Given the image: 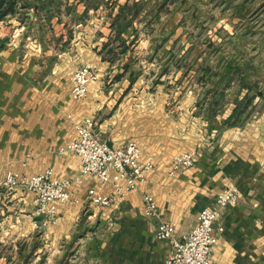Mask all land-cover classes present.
Masks as SVG:
<instances>
[{
	"label": "crops",
	"instance_id": "obj_1",
	"mask_svg": "<svg viewBox=\"0 0 264 264\" xmlns=\"http://www.w3.org/2000/svg\"><path fill=\"white\" fill-rule=\"evenodd\" d=\"M61 9L44 15L40 51L24 50L0 20V164L27 177L53 170L80 203L59 206L58 223L43 229L35 196L1 183L0 264H166L172 246L145 216L144 194L182 239L233 187L239 203L216 223L213 261L264 264V27L241 15L235 36L188 34L174 0H67ZM228 38L250 42V54L229 59ZM87 65L99 81L74 100L73 75ZM88 118L110 148L138 142L155 163L147 182L120 196L112 182L82 176L78 155L58 152ZM187 152L194 166L171 176ZM90 190L117 201L104 208Z\"/></svg>",
	"mask_w": 264,
	"mask_h": 264
},
{
	"label": "built area",
	"instance_id": "obj_2",
	"mask_svg": "<svg viewBox=\"0 0 264 264\" xmlns=\"http://www.w3.org/2000/svg\"><path fill=\"white\" fill-rule=\"evenodd\" d=\"M98 81L96 67L87 65L77 70L73 75L72 98L85 99L90 85ZM75 130V139L58 152L78 155L82 161V176L97 177L104 183L112 182L120 196L138 189L147 182L150 173L155 169L152 158L142 160V149L135 140L119 149L110 148L99 137L95 122L91 118L86 119L83 124H76ZM196 159V152L178 156L170 175L174 177L178 171L192 168ZM53 175V170L32 177L14 171L4 174L3 166L0 164V184L11 188H26L35 196L34 215L40 220L39 226L43 229L58 223L59 206L69 202L80 203L79 199L71 195L72 181L54 180ZM89 198L104 208L112 206L117 201L116 195H102L95 190L89 191ZM143 202L145 216L157 222V237L169 241L172 246L166 264H215L213 261V250L217 242L215 226L223 210L239 203V191L237 187H233L219 194L216 205L204 209L196 226L182 239L176 236L174 226L164 220L157 201L151 194L145 193ZM219 231H223V228Z\"/></svg>",
	"mask_w": 264,
	"mask_h": 264
},
{
	"label": "rangeland",
	"instance_id": "obj_3",
	"mask_svg": "<svg viewBox=\"0 0 264 264\" xmlns=\"http://www.w3.org/2000/svg\"><path fill=\"white\" fill-rule=\"evenodd\" d=\"M67 0H10L4 5L3 10H6L9 2L14 3V12L8 13L2 21L8 23L6 32L4 34L15 36L19 35L20 41H23L24 50H41V47H36V44L41 45L40 41L41 31H44L46 23L43 22L44 15H48L49 12L63 13L61 9L62 3ZM178 3L179 9L174 13L177 16L178 22L182 25L186 24L184 30L188 34L195 35H206L207 33L212 34L213 37L219 38L222 34L224 38L229 36H235L241 30V24L235 23L234 20L240 18L241 15L244 16L245 21H250L252 24H257V26L264 27V0H174ZM243 5L245 8L242 13L238 12V6ZM39 6V8H38ZM56 10L54 11V8ZM175 7V5H174ZM39 11H35V9ZM159 13L164 16L168 14L165 9L159 10ZM35 18L38 20L35 24L33 22L29 23L30 18ZM167 16V15H166ZM171 18V17H170ZM220 19L227 20L226 27L223 24L222 31L220 29ZM187 22L190 25H187ZM12 23H20L18 27H13ZM44 26V28H43ZM23 28V32L20 33L19 30ZM42 28V29H41ZM226 28V29H225ZM182 29V28H181ZM190 32H189V31ZM228 30V31H226ZM235 34V35H234ZM41 42H39V41ZM218 40V39H217ZM19 41V42H20ZM250 44L247 40H241L237 43L235 40L228 38L227 51L230 58H235V56L243 52V47L245 51L250 49L247 47ZM52 45V44H50ZM249 51L245 52L250 54ZM244 53V54H245ZM70 259V258H69ZM25 264H29L25 262ZM30 264H33L30 262ZM37 264H40L39 262ZM42 264V263H41ZM59 264H70L67 260L59 261ZM79 264V263H78Z\"/></svg>",
	"mask_w": 264,
	"mask_h": 264
},
{
	"label": "trees",
	"instance_id": "obj_4",
	"mask_svg": "<svg viewBox=\"0 0 264 264\" xmlns=\"http://www.w3.org/2000/svg\"><path fill=\"white\" fill-rule=\"evenodd\" d=\"M10 0H0V20L3 19L8 13L14 12V3L9 2V5L6 10H3L4 5Z\"/></svg>",
	"mask_w": 264,
	"mask_h": 264
}]
</instances>
